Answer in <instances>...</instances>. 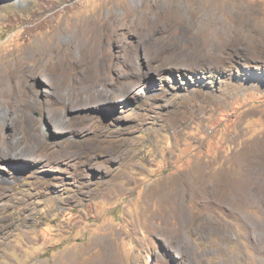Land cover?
<instances>
[{"label": "rangeland", "instance_id": "obj_1", "mask_svg": "<svg viewBox=\"0 0 264 264\" xmlns=\"http://www.w3.org/2000/svg\"><path fill=\"white\" fill-rule=\"evenodd\" d=\"M0 264H264V0H0Z\"/></svg>", "mask_w": 264, "mask_h": 264}, {"label": "bare ground", "instance_id": "obj_2", "mask_svg": "<svg viewBox=\"0 0 264 264\" xmlns=\"http://www.w3.org/2000/svg\"><path fill=\"white\" fill-rule=\"evenodd\" d=\"M56 34H57V33H56ZM56 34H55V35H56ZM53 35H54V34H53ZM55 35H54V36H55ZM54 36H53V37H54ZM56 36H57V35H56ZM53 37H52V38H53ZM47 58H48V57H47ZM36 62H37V61H36ZM38 69H39V67H38ZM34 70H35V69H34ZM31 95H32V94H31ZM27 97H28L27 99H28L29 101L32 102V100H33V96H27ZM34 100H35V99H34Z\"/></svg>", "mask_w": 264, "mask_h": 264}]
</instances>
